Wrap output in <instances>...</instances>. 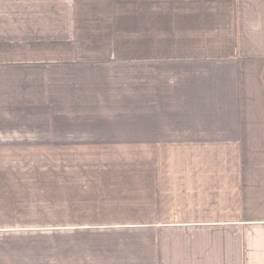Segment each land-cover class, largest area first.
I'll list each match as a JSON object with an SVG mask.
<instances>
[{"label":"crops","instance_id":"obj_1","mask_svg":"<svg viewBox=\"0 0 264 264\" xmlns=\"http://www.w3.org/2000/svg\"><path fill=\"white\" fill-rule=\"evenodd\" d=\"M0 264H264V0H0Z\"/></svg>","mask_w":264,"mask_h":264}]
</instances>
